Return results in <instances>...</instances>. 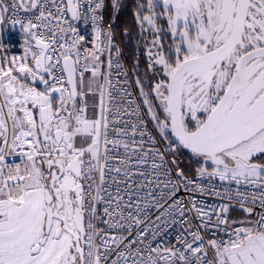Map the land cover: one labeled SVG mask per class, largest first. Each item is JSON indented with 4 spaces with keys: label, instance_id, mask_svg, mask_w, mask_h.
<instances>
[{
    "label": "snow or ice",
    "instance_id": "snow-or-ice-1",
    "mask_svg": "<svg viewBox=\"0 0 264 264\" xmlns=\"http://www.w3.org/2000/svg\"><path fill=\"white\" fill-rule=\"evenodd\" d=\"M0 264H264V0H0Z\"/></svg>",
    "mask_w": 264,
    "mask_h": 264
},
{
    "label": "built area",
    "instance_id": "built-area-1",
    "mask_svg": "<svg viewBox=\"0 0 264 264\" xmlns=\"http://www.w3.org/2000/svg\"><path fill=\"white\" fill-rule=\"evenodd\" d=\"M3 28H5V31L8 32L9 34V36H4V42L6 44L12 45L10 54H20L19 45L21 42V37H20L19 32L12 31L11 28L7 27V23L3 26Z\"/></svg>",
    "mask_w": 264,
    "mask_h": 264
},
{
    "label": "trees",
    "instance_id": "trees-1",
    "mask_svg": "<svg viewBox=\"0 0 264 264\" xmlns=\"http://www.w3.org/2000/svg\"><path fill=\"white\" fill-rule=\"evenodd\" d=\"M132 18H131V9H126L124 11H122L119 15V18L116 22V27L118 29H123V27L126 25V24H132ZM133 31H135V28L133 27ZM121 39H123V37H121ZM126 51L130 52L131 51V47L130 46H127L126 47ZM185 155H187V153H185ZM234 214H237V213H234Z\"/></svg>",
    "mask_w": 264,
    "mask_h": 264
},
{
    "label": "water",
    "instance_id": "water-1",
    "mask_svg": "<svg viewBox=\"0 0 264 264\" xmlns=\"http://www.w3.org/2000/svg\"><path fill=\"white\" fill-rule=\"evenodd\" d=\"M3 30H4L5 36H9L8 32L5 31V28H3ZM11 30H12V31H15V32H19L18 29H14V28H12V27H11ZM10 37H11V36H10Z\"/></svg>",
    "mask_w": 264,
    "mask_h": 264
},
{
    "label": "rangeland",
    "instance_id": "rangeland-1",
    "mask_svg": "<svg viewBox=\"0 0 264 264\" xmlns=\"http://www.w3.org/2000/svg\"><path fill=\"white\" fill-rule=\"evenodd\" d=\"M7 27H8V28H11V26H8V25H7Z\"/></svg>",
    "mask_w": 264,
    "mask_h": 264
}]
</instances>
